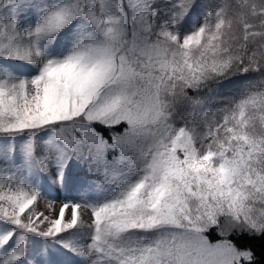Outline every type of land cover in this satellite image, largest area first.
Segmentation results:
<instances>
[{
    "label": "snow or ice",
    "instance_id": "obj_1",
    "mask_svg": "<svg viewBox=\"0 0 264 264\" xmlns=\"http://www.w3.org/2000/svg\"><path fill=\"white\" fill-rule=\"evenodd\" d=\"M62 256L264 264V0H0V264Z\"/></svg>",
    "mask_w": 264,
    "mask_h": 264
},
{
    "label": "rangeland",
    "instance_id": "obj_2",
    "mask_svg": "<svg viewBox=\"0 0 264 264\" xmlns=\"http://www.w3.org/2000/svg\"><path fill=\"white\" fill-rule=\"evenodd\" d=\"M47 191H48V194H49L50 196H52V197H57V196H59L61 199H63L64 197H67V196L75 195V193H70V192L65 191V190H62V189L59 190V191H57V190H55L54 188H51V187L48 188ZM39 207H40L41 209L44 208V203H43V201L40 202ZM81 211L84 213L85 218H87L88 215H89V213L87 212V210L81 209ZM60 258H61L63 261H65V264H76V262H77V258H75V257H73V256H62V257H60Z\"/></svg>",
    "mask_w": 264,
    "mask_h": 264
}]
</instances>
